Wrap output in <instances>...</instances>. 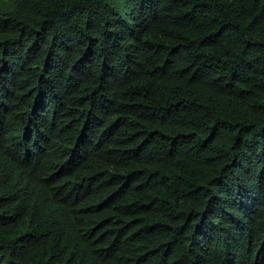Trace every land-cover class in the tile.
Returning <instances> with one entry per match:
<instances>
[{
	"label": "trees",
	"instance_id": "trees-1",
	"mask_svg": "<svg viewBox=\"0 0 264 264\" xmlns=\"http://www.w3.org/2000/svg\"><path fill=\"white\" fill-rule=\"evenodd\" d=\"M0 264H264V0H0Z\"/></svg>",
	"mask_w": 264,
	"mask_h": 264
}]
</instances>
